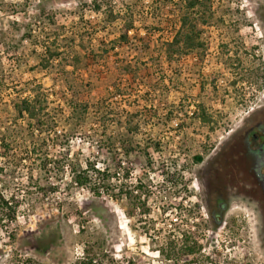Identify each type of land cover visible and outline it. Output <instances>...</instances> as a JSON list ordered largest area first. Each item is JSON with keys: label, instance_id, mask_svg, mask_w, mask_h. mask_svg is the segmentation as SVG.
<instances>
[{"label": "rangeland", "instance_id": "374dc122", "mask_svg": "<svg viewBox=\"0 0 264 264\" xmlns=\"http://www.w3.org/2000/svg\"><path fill=\"white\" fill-rule=\"evenodd\" d=\"M178 3L0 0V134L22 99L54 125L44 145L27 134L0 148V190L18 203L15 221L0 223V264H79L86 251L109 264H172L158 249L181 229L202 242L204 264H264L262 209L237 193L217 227L208 215L213 158L264 101L253 75L264 70V0H212L214 16L197 24L203 46L183 52L168 45ZM44 47L57 59L42 60ZM72 105L88 107L82 120L68 116ZM112 156L118 175L130 168L128 185L149 179L148 214L71 179L67 164L103 167ZM174 164L187 190L162 176Z\"/></svg>", "mask_w": 264, "mask_h": 264}, {"label": "trees", "instance_id": "16d2710c", "mask_svg": "<svg viewBox=\"0 0 264 264\" xmlns=\"http://www.w3.org/2000/svg\"><path fill=\"white\" fill-rule=\"evenodd\" d=\"M211 3L212 0H179V3L177 4L179 7L178 28L172 41L168 44L170 47H173L171 50L176 49V52H183L203 46V42H201L200 39L202 29L198 28L197 24L199 22L207 24L209 22L207 18H212L214 16L211 11ZM121 38H126L125 33ZM180 42H182V45ZM43 53L46 54H42V60L48 59V61H50L51 59H57L59 56L57 50H52L48 47H44ZM45 57L47 59H45ZM252 73H254V71H250L251 75ZM253 75H255L256 78H261L262 81L264 80V70L260 74L255 72ZM13 108L14 115L12 121H15L12 124V128L8 129L7 127V129H3L0 134V148L3 150V153L11 150V146L14 145L16 138L19 135H22L23 138H25L28 134L31 136L32 141L33 138L36 139V142L40 141L39 143L37 142L39 146L44 145V141H46V135L44 133L49 132L51 127L54 126L53 124L51 125L47 122V111H45V109H43V107L36 101L31 102L27 99H22ZM80 108H84L86 113L88 107H76L75 105H72L68 116L70 118L82 120L84 113L80 110ZM201 118L204 121H209V117L206 116L204 112H201ZM25 120L27 124H25ZM21 123L24 124L22 125ZM24 129L27 130L26 133L23 132ZM34 131L36 132V135H33ZM128 131L131 132L129 129ZM60 133V129L53 132L54 138H51V141L54 140V144L59 141V136H62ZM8 137L13 139L10 140V142H7L6 138ZM33 143L35 142H32V144ZM29 148L30 147L25 148L27 153H33L34 155L37 154L36 149ZM38 151H40V148H38ZM38 158L41 159L42 157ZM201 159L202 157L200 155L194 156V160L196 162H199ZM60 160L61 161L56 160L54 164L56 173L62 171L64 165L66 166V164H62L63 159L60 158ZM112 161L113 165L110 164L103 167L98 166L97 162L94 160L88 159H86L84 167L80 165H67L70 167L71 179L75 184L81 187H87L92 194L97 196L106 194L113 199H118L124 195L134 208H138L140 210V214H148L150 212V208L148 207V198L152 196V191L148 189L150 188L149 179L144 182L141 179H137L136 183L133 185H130L129 183V187L127 180L130 178V168L128 166L123 167L124 172L122 175H118L121 168L120 161L116 156H112ZM47 164L48 162L42 159L40 160L39 167L44 169ZM177 170L178 169H176L174 164L172 169H169L172 173L166 171L162 176L166 181H170L173 186L181 185L183 189L185 188V190H187V183L184 180L183 175H179V171ZM180 170L182 171V169ZM119 179L127 182L118 185L117 181ZM142 196L143 198H141ZM17 207L18 203L14 200V194L11 193L10 195H7L4 191L0 190V223L3 220L6 224H10L15 221ZM215 209L220 210V212H218L220 217L219 219H217V217L213 214V210ZM208 215L213 227H217L221 223L222 210L219 207H210L208 209ZM9 236L12 238V234ZM202 249V242L198 240V237H196L193 232L181 229L179 237L173 239L167 236L165 244L158 249V252L165 261H171L172 264H178L180 262H183V264H204L205 260L207 261L208 259L202 252ZM78 262L79 264H109V262L96 258L94 255H88V251L85 252V255H83Z\"/></svg>", "mask_w": 264, "mask_h": 264}, {"label": "flooded vegetation", "instance_id": "af4514ba", "mask_svg": "<svg viewBox=\"0 0 264 264\" xmlns=\"http://www.w3.org/2000/svg\"><path fill=\"white\" fill-rule=\"evenodd\" d=\"M211 168L217 182V190L210 191L211 208L222 210L238 193L262 209L260 218L264 217V101L224 142ZM218 212L219 209L213 210L217 219Z\"/></svg>", "mask_w": 264, "mask_h": 264}]
</instances>
